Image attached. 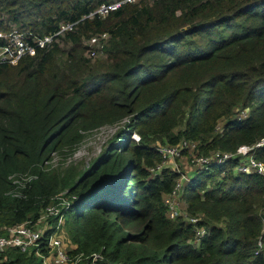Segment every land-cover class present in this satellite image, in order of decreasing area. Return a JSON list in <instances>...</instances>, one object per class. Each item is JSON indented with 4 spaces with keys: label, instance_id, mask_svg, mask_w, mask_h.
<instances>
[{
    "label": "trees",
    "instance_id": "trees-1",
    "mask_svg": "<svg viewBox=\"0 0 264 264\" xmlns=\"http://www.w3.org/2000/svg\"><path fill=\"white\" fill-rule=\"evenodd\" d=\"M114 1L0 0L2 30L44 35L77 22L50 46L0 63V235L37 221L63 192L72 201L65 247L84 254L80 264H94V253L95 264H264L262 174L239 171V158L197 167L182 188L183 210L203 215L192 222L167 213L181 173L151 170L161 144L196 141L191 156L264 139V0H139L89 16ZM103 32L99 65L89 44ZM125 118L90 163L47 167L53 151ZM254 155L264 162V144ZM24 173L36 177L14 181ZM0 264L44 261L35 248L10 246Z\"/></svg>",
    "mask_w": 264,
    "mask_h": 264
},
{
    "label": "built area",
    "instance_id": "built-area-1",
    "mask_svg": "<svg viewBox=\"0 0 264 264\" xmlns=\"http://www.w3.org/2000/svg\"><path fill=\"white\" fill-rule=\"evenodd\" d=\"M139 0H116L112 3H103L96 10L91 12L89 16L98 14L100 16H107L112 8L117 7L121 3L137 2ZM77 22L65 21L59 26L55 32H49L44 35L34 33L32 31H24L19 29H12L9 31L0 29V63L8 62L13 63L18 61L21 57L32 54L36 48H45L50 46L54 40L62 33L72 30ZM1 25V21H0ZM108 32H103L100 35H94L90 38L91 52L93 55L104 51ZM123 122V121H122ZM120 123L123 126L124 123ZM133 138L136 141L141 139L140 134L133 133ZM264 144V139L260 140L254 145H242L236 152L232 151H212L210 154H192L193 162L197 167L202 169L209 168L214 163H223L229 159L239 158L237 169L242 172H258L264 176V162L254 155V150L257 146ZM198 143L190 139H182L177 144H161L158 146L162 154V163L169 162L170 165L175 166L181 173L173 190L165 197V202L168 205V215L170 218L175 219L178 217H189L192 222H197L199 217H190L182 207V188L184 182L189 179V176L181 172L177 158L184 156L185 151L193 152L197 148ZM49 160H46V163ZM163 164H159L157 169H161ZM12 176L17 183L24 184L25 180H31L36 175L24 173L19 177ZM72 201L65 193L61 192L55 196L53 202L49 203L43 214L37 221L26 220L20 224L8 227L7 233L0 235V250L10 246H20L25 248H35L37 254L43 258L44 264H80L83 261V253L74 254L64 246L63 240L59 236L58 230L61 228L65 219L64 206H68ZM50 217L58 218L57 222H50ZM38 222H45V228L39 227ZM51 228L54 230L50 234H46ZM205 228L198 230L199 235L205 234ZM44 238H47L45 247L48 249L49 254L42 251L44 245ZM256 253H264V239L259 238L256 248ZM102 258L101 254L94 253L90 256L92 263H96Z\"/></svg>",
    "mask_w": 264,
    "mask_h": 264
},
{
    "label": "rangeland",
    "instance_id": "rangeland-1",
    "mask_svg": "<svg viewBox=\"0 0 264 264\" xmlns=\"http://www.w3.org/2000/svg\"><path fill=\"white\" fill-rule=\"evenodd\" d=\"M61 45L64 47H68L69 43L65 45L61 42ZM87 54V53H86ZM62 58H66L65 55H60ZM96 58L93 60V63L101 64L106 55L104 51H101L95 56ZM129 118H125L122 123H127ZM120 124V123H119ZM119 124L116 125H104L92 132H89L87 136L81 141L78 145L75 146V149L71 151L70 148H60L56 151H53L50 156L49 162H47V167L50 168H67L71 165L83 166L90 163L94 158H96L105 148L110 138L116 133L118 128L121 126ZM222 125V124H220ZM193 156H182L177 158V162L179 164V168L181 172L187 174L189 176L190 173L194 172L197 169L196 163L193 162ZM163 164V166H169L170 163H159ZM152 172H157L160 169L157 167L151 168ZM68 200V198H67ZM199 217L203 218V215H199ZM189 220V217L186 218ZM39 227L45 228V222H38ZM67 231L66 229H62L59 232L60 238L63 240L64 246L68 247L67 244H71L66 237ZM68 238V239H67Z\"/></svg>",
    "mask_w": 264,
    "mask_h": 264
}]
</instances>
